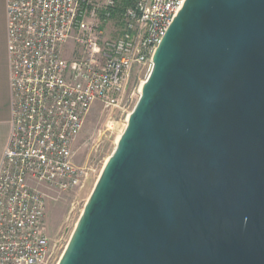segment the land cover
<instances>
[{
	"label": "water",
	"instance_id": "1",
	"mask_svg": "<svg viewBox=\"0 0 264 264\" xmlns=\"http://www.w3.org/2000/svg\"><path fill=\"white\" fill-rule=\"evenodd\" d=\"M57 264H264V0H184Z\"/></svg>",
	"mask_w": 264,
	"mask_h": 264
},
{
	"label": "built area",
	"instance_id": "2",
	"mask_svg": "<svg viewBox=\"0 0 264 264\" xmlns=\"http://www.w3.org/2000/svg\"><path fill=\"white\" fill-rule=\"evenodd\" d=\"M183 3L6 0L12 132L0 167V264L49 257L46 192L80 186L72 146L84 118L94 103L113 104L134 67L150 72Z\"/></svg>",
	"mask_w": 264,
	"mask_h": 264
},
{
	"label": "rangeland",
	"instance_id": "3",
	"mask_svg": "<svg viewBox=\"0 0 264 264\" xmlns=\"http://www.w3.org/2000/svg\"><path fill=\"white\" fill-rule=\"evenodd\" d=\"M65 49V57L70 59V49ZM148 74L147 68L134 67L113 104L104 107L94 103L84 118L81 132L72 146L73 162L83 172L80 186L67 193L46 192L44 231L49 239L50 253L42 264L58 263L86 200L125 129Z\"/></svg>",
	"mask_w": 264,
	"mask_h": 264
},
{
	"label": "crops",
	"instance_id": "4",
	"mask_svg": "<svg viewBox=\"0 0 264 264\" xmlns=\"http://www.w3.org/2000/svg\"><path fill=\"white\" fill-rule=\"evenodd\" d=\"M6 50V0H0V167L12 132V99Z\"/></svg>",
	"mask_w": 264,
	"mask_h": 264
}]
</instances>
